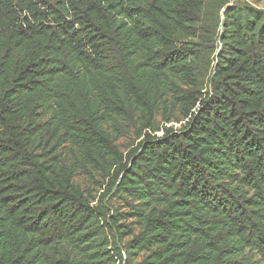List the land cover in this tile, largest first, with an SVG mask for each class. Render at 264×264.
<instances>
[{
	"label": "trees",
	"instance_id": "trees-1",
	"mask_svg": "<svg viewBox=\"0 0 264 264\" xmlns=\"http://www.w3.org/2000/svg\"><path fill=\"white\" fill-rule=\"evenodd\" d=\"M231 4L0 0V264H264V9Z\"/></svg>",
	"mask_w": 264,
	"mask_h": 264
},
{
	"label": "rangeland",
	"instance_id": "rangeland-1",
	"mask_svg": "<svg viewBox=\"0 0 264 264\" xmlns=\"http://www.w3.org/2000/svg\"><path fill=\"white\" fill-rule=\"evenodd\" d=\"M248 2L255 4L258 8L264 9V0L257 1V2H256V0H248ZM158 135H160V134H158ZM136 141H138V140H136L133 132L131 131L130 133H128L124 137L120 138L117 143L119 145L120 151L126 152L136 145Z\"/></svg>",
	"mask_w": 264,
	"mask_h": 264
},
{
	"label": "water",
	"instance_id": "water-1",
	"mask_svg": "<svg viewBox=\"0 0 264 264\" xmlns=\"http://www.w3.org/2000/svg\"><path fill=\"white\" fill-rule=\"evenodd\" d=\"M231 2H232V4L230 6H232L234 4V0H231ZM211 82H212V80H211Z\"/></svg>",
	"mask_w": 264,
	"mask_h": 264
}]
</instances>
